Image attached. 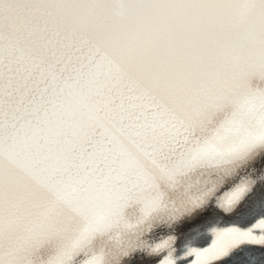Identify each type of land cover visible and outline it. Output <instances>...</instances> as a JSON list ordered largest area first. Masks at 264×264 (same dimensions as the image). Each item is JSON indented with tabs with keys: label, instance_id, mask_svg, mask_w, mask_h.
Wrapping results in <instances>:
<instances>
[{
	"label": "snow or ice",
	"instance_id": "1",
	"mask_svg": "<svg viewBox=\"0 0 264 264\" xmlns=\"http://www.w3.org/2000/svg\"><path fill=\"white\" fill-rule=\"evenodd\" d=\"M0 264H264V0H0Z\"/></svg>",
	"mask_w": 264,
	"mask_h": 264
}]
</instances>
